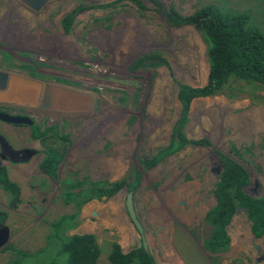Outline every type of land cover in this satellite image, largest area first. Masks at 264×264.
Wrapping results in <instances>:
<instances>
[{"label": "rangeland", "instance_id": "374dc122", "mask_svg": "<svg viewBox=\"0 0 264 264\" xmlns=\"http://www.w3.org/2000/svg\"><path fill=\"white\" fill-rule=\"evenodd\" d=\"M61 1L60 9L47 6L49 17L34 22L27 8H14L10 6L13 0H0V18L9 14L0 19L1 45L12 58L23 60L27 55L37 67H47L37 69L38 73L59 78L46 77L45 85L70 90L83 101L81 109L62 114L30 112L40 130L55 127L67 141L50 132L44 145L30 143L26 129L19 145L30 146L38 155L0 159L8 178L19 186L21 200L15 210H8L7 197L0 191V212L6 214L0 224V236L6 229L1 236L0 264L19 257L13 249L30 256L39 251L48 223L71 212L58 198L59 182L67 177L134 184L132 204L141 233L124 213L128 190L123 189L107 200L84 204L79 210L80 224L67 233L94 236L99 249L96 264H108L111 242L124 253L143 242L155 264H264V235L251 236L241 211L227 226L225 253L211 256L201 245L208 231L203 216L215 204L216 178L211 169L217 164L216 152L245 170L248 194L264 199L263 87L237 82L231 98L193 100L183 132L188 139L207 140L208 146L189 144L152 166L143 163L167 145L179 113L177 84L200 87L208 73L199 33L192 25H172L167 15L188 18L199 4L215 0H148L142 7L129 0ZM225 1L234 9L249 10L251 22L264 34V0ZM255 3L258 7L251 8ZM79 6L74 25L62 33L57 20ZM17 47L27 53L22 55ZM49 146L62 154L55 181L38 170L42 149ZM51 255L36 254L23 264H45Z\"/></svg>", "mask_w": 264, "mask_h": 264}, {"label": "trees", "instance_id": "16d2710c", "mask_svg": "<svg viewBox=\"0 0 264 264\" xmlns=\"http://www.w3.org/2000/svg\"><path fill=\"white\" fill-rule=\"evenodd\" d=\"M129 1L142 7L139 0ZM257 7L258 4L255 3L251 8ZM80 8L79 6L64 16L61 22L64 33L68 32L72 17ZM251 18L249 10L234 9L225 0L199 4L188 18H181L175 14L167 15L172 25H192L199 33L205 49L208 73L202 87L193 88L177 84L176 100L180 104V109L171 128L169 144L159 149L150 159H145L143 163L146 167L180 151L186 145L208 146L207 140H191L183 132L193 100L214 96L231 98L236 88L233 84L237 82L245 83L251 88H264V34L251 22ZM206 71L204 68L201 81ZM53 128L55 127L40 131L37 126H34L31 128V138L39 139L50 131L54 137L67 141L65 135L59 134L56 128L55 130ZM41 154L42 159L38 164V170L55 181L58 165L62 161L61 152L49 146L44 147ZM216 156L221 169L213 185L215 204L203 216V224L208 231L201 240L203 250L211 256H217L228 250L229 237L225 227L238 208L246 211L245 218L250 223L251 236L258 239L264 235V199L251 197L244 192L249 183L248 175L236 161L219 152H216ZM124 185V180L90 181L86 177L81 179L67 177L60 181L59 201L63 205H69L71 212L62 214L48 223L44 245L39 251L30 256L13 249L19 257L11 260L9 264H23L27 258L47 253H52V258H49L45 264H96L99 249L94 236L92 234L68 235L67 233L76 229L80 224L79 210L84 204L92 200H107ZM133 186L134 184H127V190L131 191ZM0 191L7 197V209L15 210L21 203L20 188L8 178L3 166H0ZM5 217L6 214L0 212V224L4 223ZM106 259L108 264H131L133 262L155 264L151 254L143 250L141 246L122 253L116 242L110 243Z\"/></svg>", "mask_w": 264, "mask_h": 264}, {"label": "flooded vegetation", "instance_id": "af4514ba", "mask_svg": "<svg viewBox=\"0 0 264 264\" xmlns=\"http://www.w3.org/2000/svg\"><path fill=\"white\" fill-rule=\"evenodd\" d=\"M13 1L14 3H12V5L10 4V6H13L14 8L18 6L27 8L29 20L30 21L34 20V22L40 17H44V18L49 17L51 13L50 12L46 13L45 11L47 6H49L51 10L60 9L62 7V2H63L61 0H47L44 1L42 4L41 3L38 4V0H13ZM71 12H73V10L63 13L56 22L58 27L62 30L61 31L62 33H63V29L61 27V22L64 16L68 15ZM75 14L73 15L72 21L70 22L68 32L69 29L72 28V26L74 25ZM8 15L9 14H5L4 16L7 17ZM4 16L3 18H5ZM16 50L22 52V55L27 53L26 50H22L20 47H17ZM23 56H24L23 60H21V58L20 60L16 58H12V56L0 43V73L6 75V81L4 87L0 89V159L24 160V159H31L38 155L36 154V151L32 149L30 146L22 147L21 145H19L21 144L20 141L22 134L26 132V129L29 131L27 137L29 138L30 143L35 142L38 145L41 144L44 145L46 136H49L48 133L50 131L46 132V134L39 139L31 138V128L36 126L35 124L36 118L32 114H30L32 110L35 109L41 112L54 111L59 114L68 112L67 109L61 110V108L59 109L58 107L51 109L42 108V98L45 93L44 87L46 84L45 78L46 77L49 79L51 78L54 81L59 80V78L53 74L46 73L45 71L44 72L42 71V73H38L37 69L46 70L47 67H44L43 65L37 67V64L34 61L26 57L27 55H23ZM11 82L18 85H20V82L23 83L22 86H20L22 88H28V87L36 88L37 93H36V99H34L33 101L34 104L29 105V104L21 103L13 100L11 96H6L9 91L8 87L10 86ZM64 83H68V81ZM38 116L42 118L41 115H37V117ZM9 118H16L17 121L11 122L8 120ZM24 119H28L30 121V124L24 122L23 121ZM61 121L63 122V120ZM46 128L49 127L48 126L43 127L40 131H44ZM6 138L8 139V141L6 140ZM14 140L16 141V144L13 143ZM216 160H217V164L215 168L211 169V172L215 174V178L220 171L218 158H216Z\"/></svg>", "mask_w": 264, "mask_h": 264}, {"label": "water", "instance_id": "95a60500", "mask_svg": "<svg viewBox=\"0 0 264 264\" xmlns=\"http://www.w3.org/2000/svg\"><path fill=\"white\" fill-rule=\"evenodd\" d=\"M44 1H47V0H38V4L39 3H43ZM141 2V5L142 6H146L147 4H149L148 0H140ZM40 4V5H41ZM39 5V6H40ZM207 62V60H206ZM5 81H6V75L5 74H1L0 73V89H2L4 87V84H5ZM181 84H184V83H181ZM186 85V84H184ZM204 85V84H203ZM202 85V86H203ZM188 86V85H187ZM200 86V87H202ZM56 88L52 87V86H49V85H45L44 87V96L42 98V108L43 109H51V108H56L58 107V105L56 104V98H57V95L59 94L57 92V90H55ZM177 102V105H178V108L180 109V104L179 102L176 100ZM59 108V107H58ZM60 109V108H59ZM61 110H64L61 108ZM179 114V113H178ZM9 121L11 122H16L17 119L16 118H9L8 119ZM22 121V119H21ZM24 122H26L27 124H30V121L28 119H24L23 120ZM169 144V140L167 142V145ZM219 160V159H218ZM221 169V165H220V162H219V170ZM219 174V173H218ZM218 174L216 176V180L218 179ZM123 190L127 191V186L124 185ZM244 192H246V188L244 189ZM248 194V193H247ZM250 195L251 197H258L257 195L255 194H248ZM124 213L127 217V220L134 226V228L137 230L138 233H141V229L134 217V210H133V204H132V192L131 191H127L126 195H125V200H124ZM243 212L244 214H246V211L244 209H241V208H238L236 209L235 213L233 214V216L235 214H237L238 212ZM233 216L231 217L230 221L232 220ZM230 223V222H229ZM228 226V225H227ZM227 226L225 227V231L227 232ZM6 235V229L4 228L2 230V235L1 236H5ZM1 236H0V245L2 244V239H1ZM140 246L144 249V250H147L146 249V246L144 245L143 242L140 243Z\"/></svg>", "mask_w": 264, "mask_h": 264}, {"label": "bare ground", "instance_id": "6f19581e", "mask_svg": "<svg viewBox=\"0 0 264 264\" xmlns=\"http://www.w3.org/2000/svg\"><path fill=\"white\" fill-rule=\"evenodd\" d=\"M23 83L20 82V85L15 83H10L8 87V93L6 96H11L13 100L32 105L33 101L36 99L37 90L34 87L22 88ZM59 93L56 98V104L59 108L67 109V110H75L81 109L83 105V101L79 98L78 95L71 92L70 90H60V88H56ZM70 98L72 100H70ZM79 104L80 108L76 106ZM77 108H76V107Z\"/></svg>", "mask_w": 264, "mask_h": 264}, {"label": "crops", "instance_id": "0c3cea01", "mask_svg": "<svg viewBox=\"0 0 264 264\" xmlns=\"http://www.w3.org/2000/svg\"><path fill=\"white\" fill-rule=\"evenodd\" d=\"M125 228H126V227H125ZM128 229H129V228H128ZM126 230H127V228H126ZM126 230H125V233H126L125 235H126V237H128V238L131 239V238H132V234H131V232H130L129 230H127V231H126ZM139 246H140V245H139ZM137 247H138V246H137ZM146 249H147V248H146ZM147 251H148V250H147ZM121 252L124 253L122 250H121ZM152 258H153V257H152ZM154 263H155V262H154Z\"/></svg>", "mask_w": 264, "mask_h": 264}, {"label": "clouds", "instance_id": "9594fccd", "mask_svg": "<svg viewBox=\"0 0 264 264\" xmlns=\"http://www.w3.org/2000/svg\"><path fill=\"white\" fill-rule=\"evenodd\" d=\"M193 88H195V87H193ZM224 155V154H223ZM249 225H250V223H249ZM139 247V246H138ZM147 251V250H146Z\"/></svg>", "mask_w": 264, "mask_h": 264}]
</instances>
